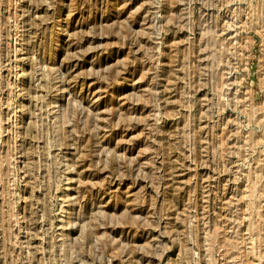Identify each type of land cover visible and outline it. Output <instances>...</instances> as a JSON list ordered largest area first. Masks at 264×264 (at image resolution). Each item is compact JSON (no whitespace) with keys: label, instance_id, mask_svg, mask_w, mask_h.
<instances>
[{"label":"rangeland","instance_id":"1","mask_svg":"<svg viewBox=\"0 0 264 264\" xmlns=\"http://www.w3.org/2000/svg\"><path fill=\"white\" fill-rule=\"evenodd\" d=\"M0 264H264V0H0Z\"/></svg>","mask_w":264,"mask_h":264}]
</instances>
